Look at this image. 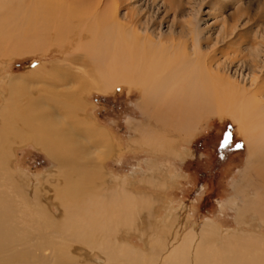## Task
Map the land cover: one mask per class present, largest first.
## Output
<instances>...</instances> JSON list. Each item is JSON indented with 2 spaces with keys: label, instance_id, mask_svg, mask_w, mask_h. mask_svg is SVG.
<instances>
[{
  "label": "bare ground",
  "instance_id": "1",
  "mask_svg": "<svg viewBox=\"0 0 264 264\" xmlns=\"http://www.w3.org/2000/svg\"><path fill=\"white\" fill-rule=\"evenodd\" d=\"M162 1L166 14L181 13L178 0ZM220 1L187 0L189 21L165 31L138 0H0V55L59 59L0 79V264H264V237L242 227L255 222L185 231L109 179L110 135L85 102L92 92L136 89L150 120L184 138L210 117L228 118L264 188V39L247 56L225 25L210 36L204 8ZM155 135L146 128L133 142L161 143ZM28 143L56 164L40 188L22 187L9 169L13 149ZM247 202L264 225V198Z\"/></svg>",
  "mask_w": 264,
  "mask_h": 264
},
{
  "label": "rangeland",
  "instance_id": "2",
  "mask_svg": "<svg viewBox=\"0 0 264 264\" xmlns=\"http://www.w3.org/2000/svg\"><path fill=\"white\" fill-rule=\"evenodd\" d=\"M138 1L133 6L141 5L147 17L155 15L158 21L163 17L165 31L189 21L187 0H178L181 13L178 11L176 16L173 11L166 14L162 0ZM219 4L204 8L206 23L203 26L209 28V35L213 37L225 25L234 33L229 38L236 37L242 53L248 56L263 43L264 0H221ZM233 26L236 29L231 31ZM7 55H0L2 80L24 78L42 64L59 60L53 57L55 53L51 58H44L42 54ZM2 85L0 82V109L7 94L6 86ZM135 90L120 86L115 92H92L85 98L91 121L110 135L113 156L102 166L108 178L124 181L128 191L155 203L151 212L160 220L177 218V227H184L185 231L191 228L198 231L204 223H212L220 230L235 232L242 218L248 225L254 222L258 225L242 226L245 231L264 237V225L259 226L260 222L254 221L258 207L247 202L262 200L264 188L250 168L251 156L237 124L228 118L210 117L201 123L193 137L184 138L172 128L150 120L141 109L140 92ZM146 128L161 137L158 140H162V145L160 141L155 145L134 143L139 131ZM226 136H230L231 142L227 148H222L220 145ZM54 168L56 164L31 143L16 146L12 151L9 169L15 181L24 185L22 187L40 188ZM132 243L143 247L137 237H133ZM95 254L102 259L99 253Z\"/></svg>",
  "mask_w": 264,
  "mask_h": 264
},
{
  "label": "snow or ice",
  "instance_id": "3",
  "mask_svg": "<svg viewBox=\"0 0 264 264\" xmlns=\"http://www.w3.org/2000/svg\"><path fill=\"white\" fill-rule=\"evenodd\" d=\"M230 142H231V138H230V136H226L225 138H224V140L221 142V147L222 148H227L228 146H229V144H230Z\"/></svg>",
  "mask_w": 264,
  "mask_h": 264
}]
</instances>
